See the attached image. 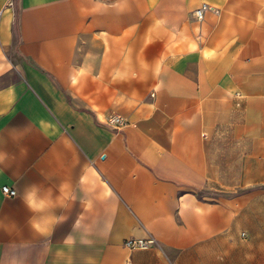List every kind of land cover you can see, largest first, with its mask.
Instances as JSON below:
<instances>
[{
  "label": "crops",
  "instance_id": "crops-1",
  "mask_svg": "<svg viewBox=\"0 0 264 264\" xmlns=\"http://www.w3.org/2000/svg\"><path fill=\"white\" fill-rule=\"evenodd\" d=\"M7 1L0 264H264V0Z\"/></svg>",
  "mask_w": 264,
  "mask_h": 264
},
{
  "label": "built area",
  "instance_id": "built-area-1",
  "mask_svg": "<svg viewBox=\"0 0 264 264\" xmlns=\"http://www.w3.org/2000/svg\"><path fill=\"white\" fill-rule=\"evenodd\" d=\"M11 4L12 0H8L7 5ZM207 13L217 15L219 13V9L208 3L201 2L190 11V21L199 24ZM126 123L127 122L123 117L116 114H109V116L103 122L105 126H108L110 129L115 131L120 130L123 126L126 125ZM1 192L6 196H14L16 194V191L9 186H2ZM122 245L128 249H146L155 247L156 241L151 236H148L146 238H125L122 241Z\"/></svg>",
  "mask_w": 264,
  "mask_h": 264
}]
</instances>
